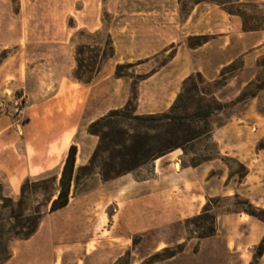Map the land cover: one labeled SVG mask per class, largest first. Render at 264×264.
<instances>
[{
  "label": "rangeland",
  "instance_id": "1",
  "mask_svg": "<svg viewBox=\"0 0 264 264\" xmlns=\"http://www.w3.org/2000/svg\"><path fill=\"white\" fill-rule=\"evenodd\" d=\"M226 12L241 23V29L231 32L232 43L206 47L196 57H187L186 63L202 74L185 84L177 112L191 115L219 109L200 125L208 136L127 174L128 183L110 197L111 189L102 190L100 185L116 179L104 180L108 170L116 175L122 170L118 149L94 155L98 139L90 140L87 128L82 141H94L96 146L87 161L79 155L77 194L96 193L81 205L73 201L69 208L85 218L56 220L58 233L69 241L64 246L58 242L56 252L44 225L29 244L13 242L5 264H264V224L254 218L244 222L241 213L247 203L264 212V41L253 34H264V4L0 0V68L4 67L0 120L1 126L17 129L27 121L25 109L52 97L60 82H76V71L88 82L104 63L108 43L117 55L130 60L131 66L123 64L117 73L129 83L128 103L134 109L140 80L168 62L175 43L181 41L189 53L228 35L232 26L228 28ZM179 25L185 28L178 29ZM18 70L24 71L20 82ZM17 147L22 151L20 139ZM82 147L88 151L90 144ZM55 176L47 173L18 183L0 176V232L6 233L12 225L9 217L29 215L41 205L47 224L48 201L58 191ZM26 182L42 184L29 186L31 191L25 190L22 205L17 206ZM216 198L220 199L212 207L218 214L216 234L198 241L188 222L201 213L208 199ZM257 231L262 234L253 244L252 233ZM260 243L263 253L258 256ZM165 249L169 250L163 253Z\"/></svg>",
  "mask_w": 264,
  "mask_h": 264
},
{
  "label": "crops",
  "instance_id": "2",
  "mask_svg": "<svg viewBox=\"0 0 264 264\" xmlns=\"http://www.w3.org/2000/svg\"><path fill=\"white\" fill-rule=\"evenodd\" d=\"M237 2L257 6L264 4V0H237ZM227 16L230 18L226 21L228 28L231 29L232 26V29L227 31L228 35L218 36L200 48L189 49V53L185 51L181 41L178 45L175 43L174 48H172L174 50L173 56L168 62L140 80L138 96L134 105L136 116L159 115L168 112L175 102L183 82L192 74H202V71L196 66L186 63L187 57H196L206 47L213 49L219 43L228 45L233 42L231 32L233 34L238 33L241 29V23L238 24L233 15L227 14ZM179 28L183 29L185 26L179 25ZM182 29L179 30L180 33ZM253 34L258 36L262 42L264 41L263 32ZM172 43H169V45ZM129 62L130 60L126 55H117L114 52L112 59L102 64L88 84L82 85L71 81L60 82L56 93L52 97L38 105L25 109L24 114L27 121L17 129L11 130V125L1 126L0 120V176L10 182L18 183L26 178H36L47 173H55L56 181H58L69 147L73 145L76 148L68 204L57 211L49 213L50 219L47 224L41 220L36 233L28 241H25L26 244H29L31 240L41 234V227L44 225L47 226V229L44 230L49 233V242L54 247V252H56L58 242L60 246L69 244V241L64 237L65 235L62 236L58 233L59 228L56 227V220L62 218L83 220L85 218L84 213L79 210L69 211L73 201L75 205H81L84 199L93 198V194L96 193L86 196L77 194L76 172L82 167L80 158L84 156L82 161H87L96 146L94 141L83 142L81 136L90 124L111 111L124 108L128 103L129 83L124 77L115 78L114 73L118 66L123 64L131 66ZM2 68L4 67H1L0 71ZM23 72L18 70V82L23 79ZM89 138L90 140L95 139L90 135ZM19 139L21 140L22 151L17 147ZM87 144H90L88 151L82 147V145L86 146ZM130 180L134 182L132 178ZM128 181L127 175L121 176L109 182H101L100 189H111L109 195L113 197L117 195L118 191L120 192ZM73 194L75 196L71 199L70 197ZM112 202H116V199H112ZM250 218L244 215L242 220L247 222ZM106 220L108 221V218ZM134 225L132 223V227L127 233L131 234L133 232ZM261 234L262 232L258 231L252 233L253 244L259 241ZM60 258L62 259V257ZM56 259L57 256H55Z\"/></svg>",
  "mask_w": 264,
  "mask_h": 264
},
{
  "label": "trees",
  "instance_id": "3",
  "mask_svg": "<svg viewBox=\"0 0 264 264\" xmlns=\"http://www.w3.org/2000/svg\"><path fill=\"white\" fill-rule=\"evenodd\" d=\"M228 15L230 13L226 12ZM108 53L104 54L103 62L112 59L114 51L112 45L108 43ZM121 67H116L115 78H123L118 75L117 71ZM98 71L92 74V78ZM83 76L79 75L77 71L74 73V80L79 84H88L92 78L87 82H83ZM194 78H200L199 74L188 77L182 86V91L178 94L175 102L170 107L168 112L159 115L150 116H136L134 109L130 104L120 110L111 111L104 117L95 121L88 127V135L98 139V145L94 155L101 150L114 151L117 160L121 164L119 173L113 174L108 170V175L104 176L105 181L111 178H118L120 175H127L133 171L140 169L147 164H150L165 155L183 148L203 137L208 136V132L204 127H200L206 119H208L215 110H206L204 112L196 110L191 115H178L179 105L182 103L183 92L185 84L191 82ZM196 91V90H195ZM217 106L218 103L215 102ZM219 108V107H217ZM125 139V141H124ZM76 148L71 145L68 149L67 156L61 169L60 177L58 179V191L55 199L48 201V213L57 211L68 204L69 191L73 177L74 163H75ZM122 167V168H121ZM40 183H27L20 191L21 198L17 202V206H21L25 190L30 187H40ZM28 190L31 191V188ZM237 199V196H233ZM11 204V200H5ZM220 201L219 198L208 199L204 205L201 213L193 218L188 224L192 225L193 233L197 235L198 241L210 239L216 234V220L218 218L217 212L212 208L214 204ZM40 208H36L29 215H22L19 217H9L12 225L6 233L0 232V264H5L10 259V245L13 242L28 241L36 233L39 224L44 216ZM245 215L256 219L264 224L262 216L264 212L259 209H254L247 203V209L241 211ZM20 221V222H18ZM165 249L163 253L168 252ZM258 256L263 253V244L260 243L257 247ZM171 256L170 258H173Z\"/></svg>",
  "mask_w": 264,
  "mask_h": 264
},
{
  "label": "bare ground",
  "instance_id": "4",
  "mask_svg": "<svg viewBox=\"0 0 264 264\" xmlns=\"http://www.w3.org/2000/svg\"><path fill=\"white\" fill-rule=\"evenodd\" d=\"M176 168H178V165H176Z\"/></svg>",
  "mask_w": 264,
  "mask_h": 264
}]
</instances>
